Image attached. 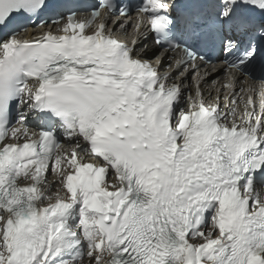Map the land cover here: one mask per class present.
I'll use <instances>...</instances> for the list:
<instances>
[{
  "label": "snow or ice",
  "instance_id": "obj_1",
  "mask_svg": "<svg viewBox=\"0 0 264 264\" xmlns=\"http://www.w3.org/2000/svg\"><path fill=\"white\" fill-rule=\"evenodd\" d=\"M249 80L264 0H0V264H264Z\"/></svg>",
  "mask_w": 264,
  "mask_h": 264
}]
</instances>
